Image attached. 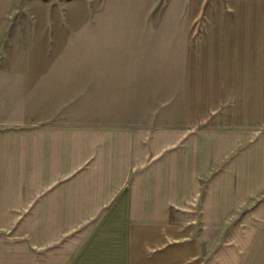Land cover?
Masks as SVG:
<instances>
[{
  "label": "crops",
  "instance_id": "crops-1",
  "mask_svg": "<svg viewBox=\"0 0 264 264\" xmlns=\"http://www.w3.org/2000/svg\"><path fill=\"white\" fill-rule=\"evenodd\" d=\"M59 30L0 53V227H62L64 264H264V139L239 117V83H264L255 43L167 27L113 73L122 32Z\"/></svg>",
  "mask_w": 264,
  "mask_h": 264
},
{
  "label": "rangeland",
  "instance_id": "rangeland-1",
  "mask_svg": "<svg viewBox=\"0 0 264 264\" xmlns=\"http://www.w3.org/2000/svg\"><path fill=\"white\" fill-rule=\"evenodd\" d=\"M193 1L0 0V53L9 55L12 60H19L26 50L40 48L37 44L39 40L35 38L65 36L59 33L61 27L109 28L113 32H122L110 35L122 38V43L113 42L111 46L112 72L119 73L122 66L119 59L146 57L152 43L159 37L167 36V27H189L195 31L192 35L195 38L207 27H211V31H219L229 26L240 29L241 33L235 35L239 36L240 42L255 43L253 53L264 54L260 48L264 43V0ZM189 3H196L194 15H189ZM73 46H58L63 59L71 61L78 53L77 48L81 53H87L89 48L88 45ZM153 47L158 45L154 44ZM239 84L240 100L248 98L251 102L248 105L241 103L240 120H255L249 125V130L240 131V136L246 141L264 139L263 105L259 104L264 99V83L257 82L250 87H246V83ZM260 201L264 202V196ZM255 216L264 217V210ZM7 230L0 227V264L66 263L67 259L59 257L54 251L55 238L62 227L31 224L16 226L9 232Z\"/></svg>",
  "mask_w": 264,
  "mask_h": 264
}]
</instances>
